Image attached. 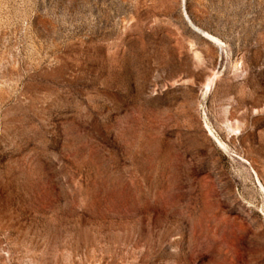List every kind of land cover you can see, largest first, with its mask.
Returning <instances> with one entry per match:
<instances>
[{"label": "rangeland", "instance_id": "rangeland-1", "mask_svg": "<svg viewBox=\"0 0 264 264\" xmlns=\"http://www.w3.org/2000/svg\"><path fill=\"white\" fill-rule=\"evenodd\" d=\"M261 184L264 0H0V264H264Z\"/></svg>", "mask_w": 264, "mask_h": 264}, {"label": "bare ground", "instance_id": "bare-ground-1", "mask_svg": "<svg viewBox=\"0 0 264 264\" xmlns=\"http://www.w3.org/2000/svg\"><path fill=\"white\" fill-rule=\"evenodd\" d=\"M203 35L206 36L208 39L214 41V42H219V40L217 38H215L214 36L210 35V34H207L206 32H203ZM219 44V43H217ZM213 80H211L208 85H207V88H210L211 87V84H212ZM210 90V89H209ZM207 128H209V124L207 125ZM210 131V130H209ZM224 145V144H223ZM262 187V189L264 190V187L263 185L261 184L260 185Z\"/></svg>", "mask_w": 264, "mask_h": 264}]
</instances>
